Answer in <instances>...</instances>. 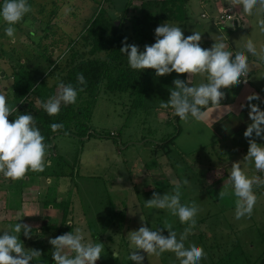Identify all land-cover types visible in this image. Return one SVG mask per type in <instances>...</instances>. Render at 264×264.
Masks as SVG:
<instances>
[{
	"label": "rangeland",
	"instance_id": "obj_1",
	"mask_svg": "<svg viewBox=\"0 0 264 264\" xmlns=\"http://www.w3.org/2000/svg\"><path fill=\"white\" fill-rule=\"evenodd\" d=\"M111 1L110 12L113 15L122 13L126 0ZM142 1L132 0L134 13L141 12ZM214 1L190 0L186 21L164 23L180 26L185 37L195 31L201 33V46L206 49L222 36L233 53L243 48L249 38L259 50L264 44V33L260 32L258 21L264 19V9H254L253 14L247 17V24L242 21L236 24L235 17L219 24L220 16L214 8ZM104 2L28 0L31 12L15 25V40L5 35L7 25L0 19V50L4 48L0 56V94L6 96L9 105L15 106L12 67L13 71L20 73L35 69L41 63L39 70L42 73L48 72L53 61L58 63V67L60 65V69L47 81L50 86L59 85L65 74L62 70L66 67L71 43L86 19ZM200 2L205 4L201 6ZM76 46L82 48V43L78 42ZM48 57L51 61L46 59ZM202 82L207 81L195 75L186 83L198 86ZM105 88L106 84L90 121L93 135L84 140L73 135H58L52 142L54 148L48 151L46 160L49 163L43 172H50L56 165L53 159L64 157L70 165L65 168L66 175L38 173L27 176L30 180L26 182L33 181L35 186L23 188L24 207L15 214L6 209L5 201L10 196V204L18 206L20 196L17 189H21L25 182L23 179L12 181L0 175V234L17 222L29 225L31 238L21 233L20 240L26 249L40 250L47 258L46 264H49L54 250L49 239L58 236L66 213L65 228L60 235L79 227L86 234V241L104 244V252L96 264H135L128 259L135 250L128 240L130 232L147 226L152 230L161 229L167 236L168 230L164 227L171 224L179 239L184 229L189 227L167 209L145 206V201L151 199L154 192L171 194L174 183H182L187 178L190 183L181 189V204L194 202L199 212L195 225L191 226V234L184 241L185 247L193 243L203 247L206 258L200 264H242L244 259L256 260L264 252V186H254L258 199L250 217L235 218V197L231 195L233 162H240L242 170L250 178L259 176L264 179V172L257 171L254 162L244 160L249 148L244 132L221 138L206 126V119L199 122L191 118L188 122L174 121L175 114L171 108H160L162 100L170 98V89L174 86L156 88L147 95L144 106L134 105L129 92H112ZM240 88L236 85L231 91L232 99ZM35 102L40 107L39 100ZM259 102L263 103V100L252 101L261 108ZM237 104H242V100ZM31 108L29 110L33 111ZM212 109L216 111L218 108ZM219 109L221 113L217 111L213 117L228 116L224 113L225 108ZM177 125L180 130L172 139L171 134ZM253 138L258 144H264V139L255 137V134ZM77 157L78 161L72 168ZM221 190L228 191L230 195L220 198ZM47 201L62 202L65 206L47 207ZM202 224H205L203 230L196 233ZM113 252H117L119 258L114 257ZM140 254L144 256L142 264H179L173 252H164L159 257L148 256L142 250Z\"/></svg>",
	"mask_w": 264,
	"mask_h": 264
},
{
	"label": "clouds",
	"instance_id": "obj_2",
	"mask_svg": "<svg viewBox=\"0 0 264 264\" xmlns=\"http://www.w3.org/2000/svg\"><path fill=\"white\" fill-rule=\"evenodd\" d=\"M231 8H242L247 15H252L254 9H264V0H226ZM31 12L28 0H3L0 4V19L5 27V35L15 40L16 27L24 17ZM260 32L264 33V19H259ZM201 33L194 32L187 37L180 26L161 24L155 29V43L145 45L141 51L136 44H128L125 37L120 52L127 56L128 64L133 70L153 69L158 77L172 72L202 76L207 82L198 86H189L181 79L173 81L174 88L170 89V98L160 104V108H171L176 116L182 121L189 119L203 121L206 112L203 109L212 105L216 108L221 106L225 98L222 89H229L242 81L247 83L246 77L255 66L249 62L248 54L264 62V44L257 49L255 43L249 38L243 48L233 52L226 50L223 37L217 40L211 48L201 46ZM77 83L86 85V79L82 73L77 74ZM84 88H79L83 91ZM78 91L71 84L60 82L58 93L50 97L46 102H40L41 107L49 116L58 115L61 105L74 104L77 100ZM248 102L249 118L252 121L243 133L248 139L249 148L244 160L254 162L255 169L264 172V144H258L255 137L264 139V110L252 101L260 100L259 94L253 92L246 97ZM241 108L244 105L240 106ZM232 111L230 106H227ZM17 112V108L8 104L6 96L0 94V175L5 179L19 181L26 177L29 172H43L49 163L46 160L50 144L45 143V137L36 126V120L32 114H20L14 122L9 121V116ZM53 133L63 130L62 123L50 125ZM64 135H68L64 132ZM230 180L232 193L235 197V218L250 217L257 203V195L254 186H264V179L259 176L246 175L240 162L231 165ZM190 181L185 178L182 183L175 182L171 194L159 195L153 193L151 199L145 201L147 208L167 209L173 216H177L182 224H189L180 234L172 230L171 224L164 228L168 235L162 234V230H152L147 226H141L137 231L128 234L130 245L134 247L128 257L135 264H142L144 256L140 250L148 256L159 257L164 252H173L179 260V264H200L206 258L202 246L190 244L185 247L184 241L192 232V225L196 223L199 208L193 202L191 205L181 204L182 187ZM223 189V188H222ZM226 190L219 192L220 198L229 196ZM31 238L32 230L27 224L16 223L9 226L0 234V264H30L35 261L39 264L42 252L36 249H26L20 240V234ZM86 234L79 227L74 231L50 238L49 243L53 246L52 259L55 264H96L104 252V244L86 241ZM114 257L119 258L117 252Z\"/></svg>",
	"mask_w": 264,
	"mask_h": 264
},
{
	"label": "trees",
	"instance_id": "obj_3",
	"mask_svg": "<svg viewBox=\"0 0 264 264\" xmlns=\"http://www.w3.org/2000/svg\"><path fill=\"white\" fill-rule=\"evenodd\" d=\"M112 2L111 0H105L103 5H100L99 10L86 19L84 26L69 47L67 64L62 70L65 74L60 82L66 85H73L78 91V96L74 104H62L58 115L49 116L41 105L40 107L36 106L35 100L46 102L50 97L56 95L58 83L50 86L47 78L54 75L56 70L60 69V65L58 67V63L55 64L52 61V66H49L48 72L42 73L39 70L41 63L35 69L23 70L20 73L17 70L13 71L12 67L17 112L10 115L8 119L10 122H14L15 118L20 114H32L36 120V126L45 137V143L51 145L50 149L54 148L52 145L54 138L58 135H64V132L82 140L93 135V127L90 121L94 106L104 84H106V91L129 92L134 105L144 106L147 95L156 90V88L162 89L163 86L172 87L175 79L187 82L186 74L172 72L171 74L158 77L153 69L133 70L128 64L127 56L120 52V49L123 47L122 41L125 37L128 44L138 45L141 51L144 50L145 45L155 43L154 28L156 29L157 26L164 24L165 21L183 22L187 19V4L189 0H144L141 4L140 13H134L131 10L132 0H126L122 13L117 15H113L109 10V5ZM78 42L82 43V48H77ZM3 49L0 50V56L4 52ZM37 58L40 59L41 55ZM46 59L51 61L49 57ZM15 69H18L16 65ZM78 73L84 75L86 85L77 83ZM81 87L84 88L83 91H79ZM234 87L222 89L225 92V98L221 101V104L229 101L230 93ZM26 106L28 108H25ZM30 106L35 107L31 108ZM210 106L212 105L208 107ZM30 108L34 110L30 111ZM207 108L203 109V111ZM179 119L178 116L174 115V121ZM173 120L170 121L174 122ZM53 123H62L64 125L63 130L53 133L50 128ZM175 128V132L171 134L172 139L176 137L180 130L178 125ZM77 161L78 157L75 164L71 165L72 168L75 167ZM52 162H56V165L50 169V172H29L24 180L27 176L38 173L58 176L66 175L65 168L70 166L68 160L63 157L53 159ZM260 173L263 174V172ZM17 194L20 196L19 205H11L9 201L7 207L20 208L23 202V191L17 189ZM45 205L47 207L60 208L64 207L65 203L47 201ZM66 216L67 214L65 213L63 222L60 225L62 230L65 228L64 219ZM46 260V257L41 256L39 264H46ZM49 261V264H54L53 259ZM242 264H264V252L254 261L244 259Z\"/></svg>",
	"mask_w": 264,
	"mask_h": 264
},
{
	"label": "crops",
	"instance_id": "obj_4",
	"mask_svg": "<svg viewBox=\"0 0 264 264\" xmlns=\"http://www.w3.org/2000/svg\"><path fill=\"white\" fill-rule=\"evenodd\" d=\"M189 2H190V0H189ZM189 2L187 4L188 12H189ZM214 2H215L214 8L216 9L219 16L223 12H229V13H232L237 19L238 18L240 19L236 22V24L240 21H242L244 24L246 22H248V18H247L248 15L243 12L242 8H231L228 5V3L226 2V0H215ZM203 4H205V3L200 2L201 6ZM226 50L233 52V50H230L228 46L226 47ZM248 57H249V62L250 63L254 62V65H255L252 68V71L250 72V74H251L250 75V77H251L250 82L244 86L240 85L241 88H240L239 92L237 93V95L234 97V99H232V97L230 96L229 101L227 103L221 104L222 106L219 107V108H225L226 111L224 113H228V116H225V115H217L216 116V115H214L215 117H213V114L215 112L218 111L221 113V109H219V108L216 109V111H212V110H215L212 108H216L214 106H210L206 110H204L206 112L205 124H207L206 126L211 128L214 132L216 131V133H218V134H216L217 137L222 138L226 135L231 136L233 133L240 134V133H243L246 131L247 126L250 123H252V121L249 118L250 108L248 107V102H247L246 97L248 95L252 94L253 92L259 94L260 98L263 100V103L262 102H259V103L261 105L260 109L264 110V62L259 61L256 57L252 56L251 54H248ZM187 79H189L188 75H187ZM189 83H190V81H189ZM260 93L262 94V96ZM231 99L233 101H231ZM241 100H242V104L238 105L237 102L241 101ZM241 105H244V107L241 108L240 107ZM226 106H230L232 111L229 110L228 108H226ZM253 136H254V134H253ZM29 180H30L29 177H27L25 180L23 179V182H25V183H24V186L21 187V190H23V188H25L26 186H28V188L35 186L33 181L26 182ZM24 196H25V190H23V198H24ZM9 198H10V196H8L6 201H5L7 205L9 203ZM24 203H25V201L23 200L20 208L14 207L15 208L14 209V208L6 207V209L9 210L10 214L11 213L15 214V212L23 210Z\"/></svg>",
	"mask_w": 264,
	"mask_h": 264
},
{
	"label": "built area",
	"instance_id": "obj_5",
	"mask_svg": "<svg viewBox=\"0 0 264 264\" xmlns=\"http://www.w3.org/2000/svg\"><path fill=\"white\" fill-rule=\"evenodd\" d=\"M204 16H206L205 14H204ZM234 15L232 14V13H229V12H223L221 15H220V17L218 18V23L219 24H224L227 20H233L234 19ZM235 22H237L238 21V19L235 17ZM246 79H247V83H244L243 81L240 83V85H247L249 82H250V73H249V75L246 77Z\"/></svg>",
	"mask_w": 264,
	"mask_h": 264
},
{
	"label": "water",
	"instance_id": "obj_6",
	"mask_svg": "<svg viewBox=\"0 0 264 264\" xmlns=\"http://www.w3.org/2000/svg\"><path fill=\"white\" fill-rule=\"evenodd\" d=\"M204 226H205V224H202V226L200 227V229H198L196 231V233H200L203 230ZM61 231H62V227L59 228L58 236L61 234Z\"/></svg>",
	"mask_w": 264,
	"mask_h": 264
}]
</instances>
